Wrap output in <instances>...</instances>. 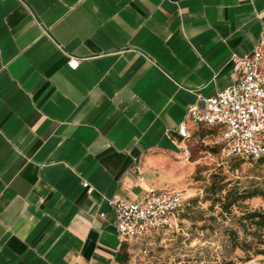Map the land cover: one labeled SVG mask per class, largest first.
<instances>
[{"label":"crops","instance_id":"obj_1","mask_svg":"<svg viewBox=\"0 0 264 264\" xmlns=\"http://www.w3.org/2000/svg\"><path fill=\"white\" fill-rule=\"evenodd\" d=\"M260 40L264 0H0V264L137 253L149 234L122 242L108 199L185 185L222 148L178 124Z\"/></svg>","mask_w":264,"mask_h":264},{"label":"built area","instance_id":"obj_2","mask_svg":"<svg viewBox=\"0 0 264 264\" xmlns=\"http://www.w3.org/2000/svg\"><path fill=\"white\" fill-rule=\"evenodd\" d=\"M264 40L243 55L233 54L231 60L238 77L216 94L204 99V105L192 104L178 124L182 138L189 137L187 121L218 126L219 142L228 154L256 161L264 156ZM72 57L68 65L78 66ZM139 173L140 169L137 168ZM143 179V176H140ZM92 191V186L83 181ZM185 191L176 187L157 188L150 185L145 194L135 197L113 195L108 199L115 214L118 236L122 242L140 241L154 231L177 226L185 209ZM142 253L147 250L141 249ZM107 264H141L138 253L123 261L113 256Z\"/></svg>","mask_w":264,"mask_h":264},{"label":"rangeland","instance_id":"obj_3","mask_svg":"<svg viewBox=\"0 0 264 264\" xmlns=\"http://www.w3.org/2000/svg\"><path fill=\"white\" fill-rule=\"evenodd\" d=\"M209 150L211 153L186 175L185 185L173 186L185 191L187 215L180 216L177 226L149 233L148 243L135 244L147 250L137 251L141 264H264V255L233 248L229 237L230 231L236 230L239 240H252V247L256 246L252 237L241 231L237 216L243 210L264 209V165L228 154L223 145ZM217 180L226 183V188L256 195L239 199L230 212H224L213 201L224 192H211V183ZM262 234L264 237V229Z\"/></svg>","mask_w":264,"mask_h":264},{"label":"trees","instance_id":"obj_4","mask_svg":"<svg viewBox=\"0 0 264 264\" xmlns=\"http://www.w3.org/2000/svg\"><path fill=\"white\" fill-rule=\"evenodd\" d=\"M255 162H258L260 164L264 165V156L260 159L256 160ZM211 192L213 194L215 193H223L220 196H217V198H213V201H216L220 204L222 210L224 212H230L231 207L239 201V199H244L250 196L256 195V192H253L252 194L245 195L243 193H239L237 191H234L232 188H226V183L213 181L211 183ZM263 195L264 193L261 192ZM189 203V201H186V205ZM185 205V208H186ZM187 213L185 212V209L181 213L180 216H186ZM237 222L238 225L241 227V231L244 233L245 236L250 235L255 241L256 246L252 247V240H248L246 238H243L242 240L238 239V234L236 230L230 231V241L231 246L233 248L239 247L244 252H249L251 249H253V254L255 255H264V237L262 234V229H264V209H250V210H243L239 216H237ZM124 247V245H123ZM120 259L125 261L128 258V254L125 251H120Z\"/></svg>","mask_w":264,"mask_h":264}]
</instances>
